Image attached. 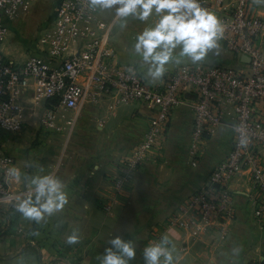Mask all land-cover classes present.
<instances>
[{
	"label": "crops",
	"instance_id": "1",
	"mask_svg": "<svg viewBox=\"0 0 264 264\" xmlns=\"http://www.w3.org/2000/svg\"><path fill=\"white\" fill-rule=\"evenodd\" d=\"M57 1L30 0L24 18L10 23V38L2 46L9 59L21 63L37 51L42 30L54 22ZM251 6L254 13L264 17V0H251ZM212 8L219 6L214 4ZM101 16L114 24L113 43L120 63L133 66L146 77L147 67L142 66L132 48L137 34L154 24L156 16L148 20L129 17L123 28L114 10H102ZM193 63L238 70L248 67L247 60L220 43L219 54L210 50L197 62L184 57L179 63L170 62L163 77L155 82L146 78L151 83L163 82L181 65ZM28 99L24 129L3 134L5 147L23 175L20 179L9 177L13 196L0 200V264H100L101 255L115 235L136 243L137 254L131 264H145L144 247L163 234L171 238L174 254L179 257L176 264H264V225L254 218L255 195L246 173L231 184L236 212L226 224V235L218 228L201 233L167 224L175 210L206 184L210 173L230 153L234 140L230 120L206 139L200 161L194 166L189 153L194 112L188 105L175 108L160 153L142 166L120 204L107 212L103 200L114 193L111 178L116 164L143 139L155 110L144 103L113 109L105 104L85 105L74 111L59 108L61 130H47L40 121L46 103L39 106L31 96ZM260 152L264 158V146ZM48 173L65 182L69 201L46 220L37 222L24 217L13 203L33 187L31 176ZM74 229H79L81 239L69 243L67 235ZM185 245L189 247L187 252L183 251ZM237 246L239 253L233 252Z\"/></svg>",
	"mask_w": 264,
	"mask_h": 264
},
{
	"label": "built area",
	"instance_id": "2",
	"mask_svg": "<svg viewBox=\"0 0 264 264\" xmlns=\"http://www.w3.org/2000/svg\"><path fill=\"white\" fill-rule=\"evenodd\" d=\"M89 3L58 0L54 22L41 33L37 51L18 63L3 53L2 46L10 23L28 13L30 0H0V200L13 196L8 169L14 158L5 147L3 134L24 129L28 97L36 105L46 103L40 121L47 130H61L59 108L74 111L85 105L105 104L113 109L144 103L155 110L143 139L116 164L111 178L114 193L103 200L107 212L120 204L142 166L160 153L175 108L188 105L194 112L189 148L194 166L200 161L206 139L226 120L232 123L233 147L206 184L175 210L167 224L201 233L218 228L226 235V224L236 212L231 184L246 173L255 195L254 218L263 226L264 17L254 13L251 0H201L221 18L224 30L220 43L248 61L245 70L183 64L159 83H151L136 68L129 72V66L120 63L113 43L114 24ZM214 4L219 8H212ZM17 202L14 200V209ZM188 249L183 246L184 252Z\"/></svg>",
	"mask_w": 264,
	"mask_h": 264
},
{
	"label": "clouds",
	"instance_id": "3",
	"mask_svg": "<svg viewBox=\"0 0 264 264\" xmlns=\"http://www.w3.org/2000/svg\"><path fill=\"white\" fill-rule=\"evenodd\" d=\"M89 7L114 10L121 28L127 25L129 17L148 20L150 16H156L154 24L137 34L132 48L142 66L147 67L146 77H151L152 82L163 77L170 62L179 63L184 57L192 62L201 61L213 49L219 54L223 23L214 11L202 5L201 0H90ZM128 70L136 71L131 65ZM8 172L16 179L23 175L22 169L15 165ZM29 182L33 187L26 195L18 197L14 205L24 217L41 222L68 203L66 185L59 176L37 174L31 176ZM80 239L79 229L67 235L69 243ZM239 251V246L233 248V252ZM136 254L134 240L115 235L101 255L100 264H131ZM143 256L145 264H176L179 259L168 234H163L158 242L146 245Z\"/></svg>",
	"mask_w": 264,
	"mask_h": 264
},
{
	"label": "rangeland",
	"instance_id": "4",
	"mask_svg": "<svg viewBox=\"0 0 264 264\" xmlns=\"http://www.w3.org/2000/svg\"><path fill=\"white\" fill-rule=\"evenodd\" d=\"M32 9H34V10H38V11H43V10H44V8H32ZM32 9H31V11H32ZM21 18H24V16L18 18L16 21H18V20L21 19ZM45 21H46V19H45V20H41V23H40V25H39V27H38V30H41V27L43 26V23H45ZM49 25H50V24H49ZM42 32H43V30H42ZM40 35H41V34H40ZM114 36H115V34H114ZM9 38H10V35L7 36L5 42H7V40H9ZM113 38H114V37H113ZM5 42H4V43H5Z\"/></svg>",
	"mask_w": 264,
	"mask_h": 264
}]
</instances>
